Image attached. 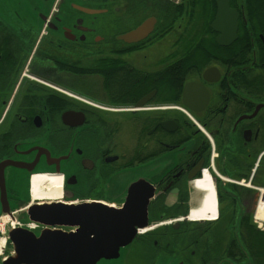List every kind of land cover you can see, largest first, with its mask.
Masks as SVG:
<instances>
[{"label": "flooded vegetation", "instance_id": "1", "mask_svg": "<svg viewBox=\"0 0 264 264\" xmlns=\"http://www.w3.org/2000/svg\"><path fill=\"white\" fill-rule=\"evenodd\" d=\"M137 181L109 264H264V0H0V264Z\"/></svg>", "mask_w": 264, "mask_h": 264}, {"label": "water", "instance_id": "2", "mask_svg": "<svg viewBox=\"0 0 264 264\" xmlns=\"http://www.w3.org/2000/svg\"><path fill=\"white\" fill-rule=\"evenodd\" d=\"M120 209L101 204L32 207L31 221L74 227L73 233L44 230L25 232L13 242L11 257L2 264H109L132 242L137 229L147 222L148 186L141 181L127 188ZM35 209V210H34Z\"/></svg>", "mask_w": 264, "mask_h": 264}, {"label": "bare ground", "instance_id": "3", "mask_svg": "<svg viewBox=\"0 0 264 264\" xmlns=\"http://www.w3.org/2000/svg\"><path fill=\"white\" fill-rule=\"evenodd\" d=\"M256 219L264 222V199L260 201V205L256 213Z\"/></svg>", "mask_w": 264, "mask_h": 264}]
</instances>
